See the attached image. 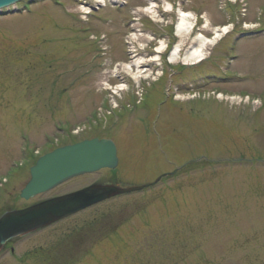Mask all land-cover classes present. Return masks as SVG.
Here are the masks:
<instances>
[{"label": "rangeland", "instance_id": "obj_1", "mask_svg": "<svg viewBox=\"0 0 264 264\" xmlns=\"http://www.w3.org/2000/svg\"><path fill=\"white\" fill-rule=\"evenodd\" d=\"M80 1L91 5L89 15L77 12L83 3L76 0H27L16 6L26 4L21 15L0 11V183L6 182L0 187V212L73 191L94 179H109L110 173L102 170L28 201L20 199L28 180V160L20 152L23 135L34 155L49 150V142L54 146L90 137L116 140V177L127 184L152 183L183 168L144 194L100 203L17 242L15 254L3 252L0 264H46L24 255L35 249L44 256L46 246L55 241L56 255L76 257L71 264H100L89 253L93 255L101 228L124 220L122 231L130 237V248L114 244L109 252L102 247L108 257L101 264H264V30L239 43V54L227 72L236 69L240 75L217 72L214 64L225 63L217 61L224 54L220 46L216 56L217 47H211L204 66L192 74H181L176 68L179 59H164V52L148 66L152 74L149 71L144 83L131 71L128 76L115 65L108 67L111 74L105 83L114 84L119 76L128 87L113 102L99 74L105 65L126 62L125 35L133 29L126 19L147 1H106L104 6L99 0ZM245 2L247 9L236 16L234 34L244 30L242 24L249 29L261 18L264 28V0ZM178 8L196 15L195 27L180 44L181 58L196 34L212 36L200 29L201 16L209 17L214 28L233 19L225 15L234 17L229 7L220 10L216 0H185ZM257 11L261 18H255ZM172 20L173 14L159 23L140 19L135 30L155 36L145 44L146 56L154 54L159 38L172 41ZM198 72L208 75L190 78ZM212 74L228 82L219 83ZM153 78L160 81L152 83ZM104 94L109 98L106 109L100 108ZM12 161L16 167L8 171ZM95 227L100 231L92 232ZM67 234L70 237L61 238Z\"/></svg>", "mask_w": 264, "mask_h": 264}, {"label": "water", "instance_id": "obj_2", "mask_svg": "<svg viewBox=\"0 0 264 264\" xmlns=\"http://www.w3.org/2000/svg\"><path fill=\"white\" fill-rule=\"evenodd\" d=\"M18 1L20 0H0V8ZM115 165V149L109 142L86 141L56 149L41 157L36 165L31 168V179L22 190L21 197L28 199L75 174L106 166L114 168ZM128 190L115 186L93 185L23 210L5 212L0 216V248L11 238L48 226L95 203Z\"/></svg>", "mask_w": 264, "mask_h": 264}, {"label": "bare ground", "instance_id": "obj_3", "mask_svg": "<svg viewBox=\"0 0 264 264\" xmlns=\"http://www.w3.org/2000/svg\"><path fill=\"white\" fill-rule=\"evenodd\" d=\"M147 6L144 7H138L136 10L139 15H148L150 18H152L156 22H161L162 18L158 13L157 10V4L154 2L147 0L146 3ZM165 10H168L170 7L166 4ZM85 7H80V11H86ZM88 11V10H87ZM178 18L176 20L175 24V33L179 37L180 41L175 45L174 50L171 53L170 59L176 60L178 57V53L180 51V44L182 42V39L185 37V35L189 34L193 28L194 22H195V15L194 13L190 11H185L179 9L177 11ZM200 29L206 30V32L212 33L211 38H206L203 34H196L192 40L191 45L188 48V52L186 56L183 58V61L187 63L196 62L200 58H203L204 54L207 51V47L212 45L215 41L218 40V38L223 35L225 32L229 31V26L224 25L223 27H217L214 28L213 25L210 23L209 17L203 16V24ZM129 43L130 45L133 43L137 44L139 49H143V45L148 41L151 40V34L149 32H134L130 34ZM164 41L161 40L159 42V46L157 47L156 51L157 53L152 55L149 59L144 56V54H136L131 59V64L134 66L129 67V65H123L122 69L125 74H129L130 68L134 69L132 71V75L135 78L137 77H144L147 78L149 75V71L151 72L150 68L148 67L149 64H154V61L157 59V54L164 48ZM135 47V46H134ZM109 74H111V71L106 72V69L102 71V73L99 74V82L102 84H106L105 80H107ZM130 75V74H129ZM123 82V81H122Z\"/></svg>", "mask_w": 264, "mask_h": 264}]
</instances>
